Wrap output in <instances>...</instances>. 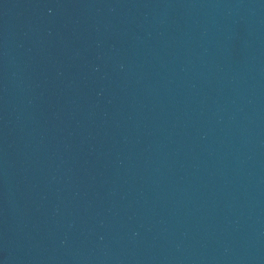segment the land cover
<instances>
[{
  "label": "water",
  "instance_id": "95a60500",
  "mask_svg": "<svg viewBox=\"0 0 264 264\" xmlns=\"http://www.w3.org/2000/svg\"><path fill=\"white\" fill-rule=\"evenodd\" d=\"M0 264H264V0H0Z\"/></svg>",
  "mask_w": 264,
  "mask_h": 264
}]
</instances>
